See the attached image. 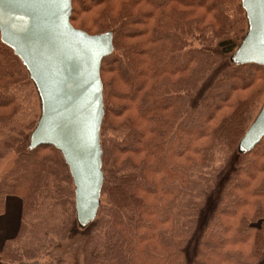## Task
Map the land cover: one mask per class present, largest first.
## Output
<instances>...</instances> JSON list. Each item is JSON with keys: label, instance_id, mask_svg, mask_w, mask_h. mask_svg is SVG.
Masks as SVG:
<instances>
[{"label": "trees", "instance_id": "16d2710c", "mask_svg": "<svg viewBox=\"0 0 264 264\" xmlns=\"http://www.w3.org/2000/svg\"><path fill=\"white\" fill-rule=\"evenodd\" d=\"M71 24L113 34L101 67L103 186L78 228L62 152L31 148L42 116L31 74L0 33V217L22 202L2 264H188L218 176L264 107V66L228 63L250 24L243 0H72ZM34 98L38 101L37 106ZM78 239L77 250L65 245ZM74 254H77L74 256ZM264 260V139L242 154L191 264Z\"/></svg>", "mask_w": 264, "mask_h": 264}, {"label": "water", "instance_id": "95a60500", "mask_svg": "<svg viewBox=\"0 0 264 264\" xmlns=\"http://www.w3.org/2000/svg\"><path fill=\"white\" fill-rule=\"evenodd\" d=\"M250 30L235 64L264 66V0H243ZM72 0H0V33L28 68L42 116L31 148L59 149L74 178L78 222L91 223L103 186L100 129L104 116L101 67L113 34L89 35L71 24ZM264 139V107L240 143L243 154Z\"/></svg>", "mask_w": 264, "mask_h": 264}, {"label": "rangeland", "instance_id": "374dc122", "mask_svg": "<svg viewBox=\"0 0 264 264\" xmlns=\"http://www.w3.org/2000/svg\"><path fill=\"white\" fill-rule=\"evenodd\" d=\"M228 63L231 65H234L235 62V56H231L230 58H228ZM34 103L37 106L36 108V112L37 115L39 114L38 112L40 111V109L38 110V101L37 98H34ZM243 151L240 147H238L237 151L233 154L232 158L229 161V164L227 166V168L218 176V183L216 185V188L214 189V191L210 194V196L208 197L207 203L205 208L203 209V211L201 212V215L199 217V221H198V225H197V229L196 232L194 234V239L190 245V247L188 248L187 252H186V257H187V263L191 264V262L194 260L195 258V247L196 244L199 240V238L201 237L205 227L207 226L209 220L211 219L213 212L219 202L220 199V195H221V191L226 183V181L229 179V177L237 170L238 167V163L240 160V157L242 156ZM6 164H2L0 165V177L2 175V171L3 169L6 167ZM78 224V228L80 230H84L86 229L91 223L85 225L84 227H81L80 225H84L82 223L77 222ZM78 239L81 240V238L78 236L77 238L73 239L72 242L68 245H65V250L70 251L71 253L74 252L75 250H77V244H78ZM77 254H74V256H76ZM261 264H264V260Z\"/></svg>", "mask_w": 264, "mask_h": 264}, {"label": "crops", "instance_id": "0c3cea01", "mask_svg": "<svg viewBox=\"0 0 264 264\" xmlns=\"http://www.w3.org/2000/svg\"><path fill=\"white\" fill-rule=\"evenodd\" d=\"M22 202L18 198H9L6 213L0 217V250L5 242L16 236L21 221ZM0 264L1 261H0Z\"/></svg>", "mask_w": 264, "mask_h": 264}]
</instances>
